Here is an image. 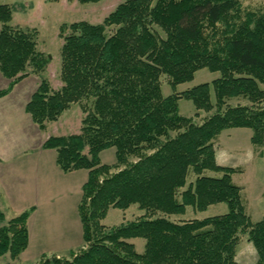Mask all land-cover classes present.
I'll use <instances>...</instances> for the list:
<instances>
[{"label": "trees", "instance_id": "16d2710c", "mask_svg": "<svg viewBox=\"0 0 264 264\" xmlns=\"http://www.w3.org/2000/svg\"><path fill=\"white\" fill-rule=\"evenodd\" d=\"M11 19L12 7L0 3V72L10 80L0 98L31 72L41 75L51 58L38 50L34 32ZM68 28L66 35L61 29V87L41 76L25 111L45 130L80 104V132L51 135L43 147L56 151L64 172L88 170L78 204L84 244L69 258L38 264H239L243 233L257 249L256 264H264V217L251 220L233 180L241 169L219 164L215 152L218 136L231 128H250L252 144L264 145V10L246 11L241 0H124L101 23ZM201 68L220 77L163 95L162 75L176 87ZM182 97L210 115L202 122L183 115ZM234 98L248 103L232 104ZM111 147L116 161L103 163L100 154ZM219 203L227 204L226 213L170 218L188 206L204 211ZM133 204L145 214L102 223L111 208ZM34 209L8 221L0 210V256L16 259L28 247ZM138 237L146 241L143 252L131 241Z\"/></svg>", "mask_w": 264, "mask_h": 264}, {"label": "rangeland", "instance_id": "374dc122", "mask_svg": "<svg viewBox=\"0 0 264 264\" xmlns=\"http://www.w3.org/2000/svg\"><path fill=\"white\" fill-rule=\"evenodd\" d=\"M122 1L124 0H100L98 2H81L79 0H0V3L9 4L12 7L10 24L34 32L38 50L44 53L45 56H51L45 71L41 75L31 72L28 77L16 84L11 92L0 98V150H11L16 153L22 152L19 156L9 161L6 157L5 160L7 161L0 164V171L5 173L4 177L0 175V210L4 214V220L15 215L17 209L11 208L9 205L10 198L7 193L6 183L9 182L11 187L14 188L15 186L20 192L28 194V199L34 201L31 199L35 196L34 192L37 188V175H52L54 172L50 169L49 163L51 161L57 166L55 160L56 151L54 149H48L43 156L40 158L37 157V154H40V150H45L43 147L44 141L51 135H67L79 133L81 130L84 114L79 103L72 104L57 121L49 122L45 130H41L32 121L30 114L25 111V105L37 89L41 76L49 79L54 88H60L62 85L60 70L61 47L64 39L61 35V29L64 30L63 34L66 35L69 33L68 26L73 22L88 21L91 23H101ZM241 4L242 8L246 11L264 10V0H241ZM1 27L2 23L0 22V29ZM29 70L31 71V68ZM218 77H220V72H213L208 68H201L195 72L193 80L173 87L170 84L169 77L164 74L161 77L162 93L164 96H168L176 92L185 91L201 83H211ZM9 82L10 80L0 72V89L6 88ZM261 87L264 89V84H261ZM211 98L212 102L215 103L216 97L213 87L211 90ZM231 103H248V101L243 98H234L231 100ZM179 107L183 115L192 116L196 122H202V120L210 115V112L198 111L192 100L184 97L180 98ZM197 112L198 115H196ZM25 152L28 153L25 154ZM23 153L24 155H22ZM100 157L103 163H114L116 161V148L111 147L103 150ZM48 159L49 163L47 161ZM39 160L41 162L46 161L47 163L45 164L47 167L38 169L36 162ZM255 167L259 168L257 173H253L251 168H249L247 174L243 177L248 185H253L258 182L264 183V163L255 164ZM56 168L62 174V177L60 176L58 178L59 181L71 187L73 196L75 195L74 193H79L78 189L81 192L82 185L88 178L87 169L64 172L60 167ZM194 179L195 175L191 173L188 176V183ZM24 201L25 199L22 200V202ZM23 205L21 204V206ZM226 211H228L226 203L214 204L204 211L195 209L193 206H188L185 213L174 214L170 218L177 221L190 218L203 219L222 214ZM143 214H145V210L140 209L138 204H133L127 209L111 208L107 216L102 220V223L107 226L121 225ZM257 217H260V215L253 214V222H257L255 220ZM2 223L3 221L0 219V226ZM131 241L135 243L136 249L139 252L144 251L146 242L144 238L138 237L131 239ZM248 248H252L256 264L258 260L257 249L248 234L243 233L240 236L237 247V255L240 261L242 255L247 253ZM52 255L49 254L48 256L40 258L41 260L39 262L45 259V257ZM62 256L69 258L70 253L66 252ZM8 260L9 258L7 256H0L1 264ZM17 264L22 263L18 262Z\"/></svg>", "mask_w": 264, "mask_h": 264}, {"label": "crops", "instance_id": "0c3cea01", "mask_svg": "<svg viewBox=\"0 0 264 264\" xmlns=\"http://www.w3.org/2000/svg\"><path fill=\"white\" fill-rule=\"evenodd\" d=\"M251 137L252 130L250 128L226 129L216 140L215 152L219 164L241 169V171L233 173V180L242 187L244 201L251 220L253 221V214H255L260 215L255 219L259 221L264 217V183L258 182L248 185L243 177L247 174L249 168L253 173H257L259 168H256L255 164L264 163V145L261 148H256L251 142ZM45 151H48V149L40 150L37 157L43 156ZM21 153L0 150V164L19 156ZM27 153L25 152V154ZM6 157L7 160H5ZM47 161L49 163V159ZM36 163L38 169L47 167L46 161L41 162L39 160ZM49 164L54 173L46 176H43V174L37 175L38 184L34 192L35 196L31 199L34 201L28 199V194L20 192L15 186L14 188L11 187L9 182L6 183L10 198L9 205L11 208L17 209L15 215L5 221L19 215L31 206L35 209L28 219V247L16 259H12L9 253L2 255L9 258L3 264H17L18 262L38 264L40 258L44 256L53 254L52 256L63 257L62 254L70 253L73 249L77 250L84 244L82 222L78 213L82 190L80 192L78 189L79 193H74L73 196L71 187L58 179L60 176L62 177L61 172L56 168L59 167L58 164L56 163L57 166H55L53 161ZM0 175L4 177L5 173L0 171ZM1 196L3 197L2 194ZM23 199H25L24 202H22ZM21 204L24 205L21 206ZM249 251L251 252L248 253ZM246 252L242 255L241 261L237 255L239 264H255L256 259H254L252 248H248Z\"/></svg>", "mask_w": 264, "mask_h": 264}]
</instances>
